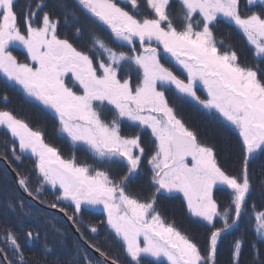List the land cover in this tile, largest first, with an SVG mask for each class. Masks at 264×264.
<instances>
[{"label":"snow or ice","instance_id":"1","mask_svg":"<svg viewBox=\"0 0 264 264\" xmlns=\"http://www.w3.org/2000/svg\"><path fill=\"white\" fill-rule=\"evenodd\" d=\"M122 3L124 7L117 0H76L91 23L110 29L118 47L128 46L127 51L117 50L93 36L91 49L84 51L61 38V20L44 11V0L29 3L22 19L15 10L16 0H0V74L52 110L60 132L73 144L84 145L102 164L123 165L124 173L116 178L100 167L78 163L75 156L64 159L40 130L8 110H0V127L11 142L3 144L0 159L21 161L25 153L35 157L36 186L33 172L13 169L16 183L33 200L50 187L55 200L68 202L72 211L59 208V203L49 207L59 208L74 225L85 206H102L106 218L100 223L122 242L126 259L86 240L98 258L78 250L65 260L49 247L47 236L40 256L30 258L24 248L39 241L40 232L27 231L22 245L20 235L5 226L0 264H216L222 233L242 218L253 187L250 165L258 155L264 156V69L260 63H242L231 45L217 39L214 29L223 22L234 25L254 58L264 62V0ZM70 15L75 18V13H65V23ZM74 31L79 36L80 26ZM161 48L183 69L185 78L161 62ZM16 49L23 50V60L13 54ZM198 86L206 98L197 95ZM173 88L217 120L222 117L223 127L238 132L240 167L235 174L221 165L217 148L177 116L166 96V90ZM2 99L7 102L8 97ZM125 123L136 129L135 134H122ZM145 161L153 190L141 199L128 187ZM217 191L228 192L227 206L222 208ZM174 194H182L187 212L208 229L204 252L192 237L166 223L158 210V200ZM8 207L25 214L23 200ZM254 219L256 235L264 240V211L255 212ZM87 228L99 232L96 225ZM243 243L242 238L234 241L232 264H240Z\"/></svg>","mask_w":264,"mask_h":264},{"label":"rangeland","instance_id":"2","mask_svg":"<svg viewBox=\"0 0 264 264\" xmlns=\"http://www.w3.org/2000/svg\"><path fill=\"white\" fill-rule=\"evenodd\" d=\"M44 3L48 6V8H44V11L52 12L54 17H59L61 20L58 29L61 38H67L77 48L81 49V39L88 46V48H90L92 45V37L96 36L102 39L110 47L116 48L117 50H128V46H124L123 48L118 47L120 42L115 41V38L110 33V29H107L106 26L100 25L97 27L96 24L91 23L88 18L89 14L78 8L76 0H44ZM65 13H75V18L71 15L69 16L68 23H71L72 26L64 22ZM71 19L72 22L70 21ZM77 25L81 28L79 36H77L74 31L75 26ZM101 27L105 30L98 31ZM243 41H245V43L243 42V47H247V49L252 50L251 46L247 44L246 39ZM163 54L165 55L164 57ZM167 56L169 55L163 53L161 48V62L162 60L169 59ZM17 57L22 60L24 59L23 50L18 51ZM252 61L254 62V59ZM174 72L179 75L183 72V70H174ZM133 79L135 80V76H133ZM7 84V82L0 79V86H2L0 87L1 101L5 95L7 97L11 95L12 99H14L17 94V96H19L17 101L21 105L23 104L24 107H31L29 109L33 111H31L32 115H29V117H25L20 113H17L16 117L26 122L28 121L27 123L34 130H40L44 134L45 142L56 147L64 159H71L75 156L78 163H87L91 164L93 167H100L103 170L109 171L110 175L116 178L124 173V167L117 166V163L102 164L89 150L86 149L84 145L79 143L73 144L66 134L60 132L58 118L52 110L45 108L38 101L28 97L23 92L22 88L19 85L14 84V82L12 85L15 86H7ZM166 96L169 97L170 106L175 109L177 116L183 120L186 126L189 128L194 126L195 129L200 130V132L206 137L199 136V138L205 143L210 144L206 138L213 141L210 145L215 146L217 149L219 148L220 152H218V159L221 165L229 172L235 174L237 169L240 167V160L238 158L239 150L236 147L238 132L234 131L230 135L226 132L225 134L227 136L223 138L219 136V134L222 133L221 131H219L218 134V120L215 119V122L212 123L208 121V119H205L208 111H206V109H204L201 105L198 104L199 107L192 111L189 98H182L180 94L176 93V91H169V93L166 92ZM27 103H31L32 106ZM3 107L7 108L8 106L3 104ZM9 107H12V105ZM40 111L43 112L45 118L42 114H40ZM31 116H34V119H32ZM129 127L131 126L127 123L123 124L122 132H124L123 128L128 130ZM131 128L135 134L136 129L134 127ZM148 140L149 137L145 136L144 143L147 144ZM5 142H11L10 134L0 129V153L4 151L3 144ZM34 160L35 157H32L30 153L23 154L21 161H5L0 159V233L3 235L5 226L10 227L14 232L20 235V243L24 245L23 234H26L27 231H33L35 229V231L40 232V240L34 244L30 242L29 245L25 247L28 252L27 254L31 252L33 256L38 258L40 256L41 245L44 242L45 236H47L49 247L57 248L60 252H55L57 254L61 253V258L65 260L72 259L76 256L78 250L87 251L80 244L76 233H84L87 225L90 224V217L85 213L88 209L82 210V216L78 218V224L74 225L72 221L67 220L64 213L59 211V208H66L68 212L71 213L72 209L68 202H57L55 200V194L50 187L48 190L40 194L39 200H36L41 205H38L31 199V197L26 195L23 189L19 188L11 171L16 169L17 171H23V174L33 172ZM250 168L253 173L252 190L254 194L251 190L247 199V205L238 224L233 226L232 229L222 233L218 242L216 264H232L233 243L237 238H242L243 242H249L243 245L240 256V264H264V240L256 235L254 219L255 212L264 211V186H262V184H264V156L258 155L256 160H254V166L251 164ZM13 172L15 173V171ZM140 173L143 174L140 176L138 175L129 183L128 191L142 199L144 196H150L153 190L150 183L151 179L146 161L142 164ZM32 179L34 188L36 186L34 172ZM216 197L226 200L229 197V194L227 191H219ZM20 200H23L25 205L23 210L25 214L23 215L19 208L13 210L8 207L9 204H18ZM52 203H59V208L53 209L49 207ZM163 203H165V205H163ZM162 205V216L164 217L166 223H173L179 231L192 237L198 246L201 247L202 252H204L206 250L207 237L209 235L208 229L206 227H202L200 223H196V218L193 217L192 220L187 217L183 199L171 203L162 201ZM174 206L176 207L174 211L177 212H173ZM85 208H88V206H85ZM30 210H32L33 214L32 219L29 220L27 224L22 223L23 216L30 212ZM105 218V216H102V221L105 220ZM79 220H82L83 223H79ZM95 225H98L97 221L95 222ZM30 226L31 229H28ZM217 226L220 227L221 224L217 222ZM77 227H80V232L76 231ZM102 240L104 243L107 241L106 238H103ZM118 241L119 243L113 242L106 244L103 250L109 252L110 255L117 257L120 260H125L126 253L123 252L122 242L119 239ZM253 245H255V248H253ZM3 246V244H0V247ZM65 249L67 252H65ZM87 252L90 253L92 257H95L91 252Z\"/></svg>","mask_w":264,"mask_h":264},{"label":"flooded vegetation","instance_id":"3","mask_svg":"<svg viewBox=\"0 0 264 264\" xmlns=\"http://www.w3.org/2000/svg\"><path fill=\"white\" fill-rule=\"evenodd\" d=\"M36 2H37V0H16L15 10L17 11V13L21 17V19L23 18L24 14L27 12V5L29 3H31L32 5H35ZM117 2L121 3V6H123V7L125 6L122 3V0H117ZM46 8H48V6H46ZM173 11L174 12L178 11V9L176 8L175 5L173 7ZM70 21L72 22V19ZM66 24L71 25V23H66ZM214 32H215V35H216V37H217L218 40H223L225 42V45H231L232 48H234L237 51V53L240 55V59H241V62L242 63H244V64H246L248 66H252L254 63H260V67L262 69H264V62L258 60L257 58H254V55H253V51L252 50L247 49V47H243V42L245 43V41H243V40H245L246 38L243 37V35L239 32V30H237L235 28L234 25L229 24L227 22L220 23V24H218L216 26V28L214 29ZM80 46H81V50H84V51H89L91 49V47L88 48V46L83 42L82 39L80 40ZM18 51H22V49H16V50H14L13 54L16 55V56H18ZM90 54H92V53L90 52ZM20 56H23V55H20ZM164 56L165 55L163 54V57ZM168 57H169V59L162 60V63H164L166 67L171 68L173 71L174 70H183L182 68H180L179 65L176 64V62H175L174 59H172L170 56H167V58ZM253 59H254V62L252 61ZM178 76H180L181 78H184L186 76V73L181 72ZM0 79H2L4 82H7L8 83L7 86H10V85L13 84L12 81H8L1 74H0ZM12 86H15V85H12ZM169 91L174 92L175 90H174V88L171 89V90H166V92H168V93H169ZM197 95L200 96L202 99L206 98L207 93L203 89L202 86H198V88H197ZM15 96L16 97H14V99H12V96L9 95L7 102H4L3 99L1 101V98H0V110H8V111H11L15 116H16L17 113H20V114H22L25 117H29V115H32L31 111H33V110H30L29 109L31 107H28V106H25L24 107L23 104L21 105L17 101L18 98H19V96H17V94ZM168 100H169V97H168ZM10 101H12V102H10ZM26 101H28V100H26ZM189 103H190V106H191V110L192 111H194V109H196V108L199 107L198 103L195 102L194 100H191L190 98H189ZM3 104L6 105V106H8V107L7 108H4L2 106ZM24 104H25V102H24ZM27 104L28 105H31V103H27ZM10 105H12V107H9ZM18 108H19V110H18ZM206 111H208V110H206ZM40 114H42L44 116V118H45V115L43 114V112L40 111ZM216 115L218 116V114H216ZM31 118L34 119V116H31ZM205 119H208V121L214 123L216 117L213 116L211 113L208 112V114H207V116H206ZM28 120L30 121L29 118H28ZM224 123H226V122H224L223 121V118L221 117L218 120V126H217L218 127V134H219V131H221L222 133L219 134V136H221L223 138H225L227 136L225 134L226 132L230 135L232 132L235 131L234 129L229 130L230 126H229V128L223 127L222 124H224ZM122 127H123V124H122ZM0 129L3 130V131H6V129H4L2 127H0ZM190 129L196 131L197 134H198V136H205L203 133L200 132V130L195 129L194 126L191 127ZM123 131L124 132H122V134H124V135H133L134 134L131 127H129L128 130H125V128H123ZM215 135H217V134H215ZM208 137H209V135H208ZM206 140L209 141L210 144L213 142L212 140H210L208 138H206ZM217 150H218V152H220L219 148ZM252 165L254 166V161H253ZM117 166H122L123 167V165H120V164H118ZM148 168H149V174H150V179H151V172H150V166L149 165H148ZM142 174L143 173H140L139 176L142 175ZM181 195L182 194H177V195H173V196H167L166 195L165 197L160 198L158 200V203H157V208L161 212V214L163 215V213L161 211L162 206L165 205V203H163V205H162V201H166V202H169V203L174 202V201L177 202V201H180L181 199H183V197ZM144 198H146V197L144 196L142 199H144ZM184 206L186 207V204L185 203H184ZM84 209H88L85 212H90L91 215H94L97 218H99V216H101V215H104L105 216V213L102 210V206L101 207H95V208L88 207V208H84ZM175 209H176V207L174 206L173 212H177V211H174ZM185 212L187 214V217H189L190 219L193 220V217H191L190 214L187 212V208H185ZM97 227L99 229V232L96 233V234H94L95 235V238H96V240L98 241V243L100 245L105 246V244H104V242L102 240V237H103L102 234H105L106 233V230L108 231V228H105L103 226H100L99 223H98ZM100 228H103V231H100Z\"/></svg>","mask_w":264,"mask_h":264},{"label":"trees","instance_id":"4","mask_svg":"<svg viewBox=\"0 0 264 264\" xmlns=\"http://www.w3.org/2000/svg\"><path fill=\"white\" fill-rule=\"evenodd\" d=\"M252 193L254 194V192H253V190H252ZM32 210H30V212H28V213H26V215L25 216H23V218H22V223H25V224H27L28 223V221L29 220H31L32 219ZM27 226V225H26ZM28 229H31V226L28 228ZM33 231H35V229L33 230ZM2 234L0 233V244H3V235L1 236ZM54 248V247H53ZM55 249V251L57 252L58 250H57V248H54ZM24 251H25V255L27 256V257H35V256H33L32 254H31V252L29 253V254H27L28 252H27V250L24 248ZM29 251H30V249H29ZM58 252H60V251H58ZM57 252V253H58ZM59 255H61V253L59 254Z\"/></svg>","mask_w":264,"mask_h":264},{"label":"water","instance_id":"5","mask_svg":"<svg viewBox=\"0 0 264 264\" xmlns=\"http://www.w3.org/2000/svg\"><path fill=\"white\" fill-rule=\"evenodd\" d=\"M16 176V175H15ZM32 199V198H31ZM33 200V199H32ZM33 201H35L38 205H41L38 201H36V200H33ZM56 211H58V210H56ZM68 220V219H67ZM73 227V226H72ZM73 229H74V227H73ZM77 234V236L79 237V234L78 233H76ZM90 249V248H89ZM92 250V249H91ZM92 252L96 255V256H98V253H95L94 252V250H92Z\"/></svg>","mask_w":264,"mask_h":264},{"label":"bare ground","instance_id":"6","mask_svg":"<svg viewBox=\"0 0 264 264\" xmlns=\"http://www.w3.org/2000/svg\"><path fill=\"white\" fill-rule=\"evenodd\" d=\"M2 236V235H1Z\"/></svg>","mask_w":264,"mask_h":264}]
</instances>
